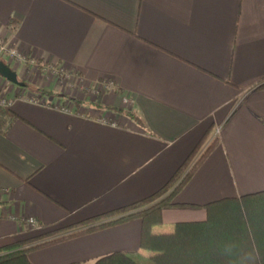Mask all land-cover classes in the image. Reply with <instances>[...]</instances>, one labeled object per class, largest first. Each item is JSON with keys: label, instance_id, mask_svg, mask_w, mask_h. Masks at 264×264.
<instances>
[{"label": "crops", "instance_id": "0c3cea01", "mask_svg": "<svg viewBox=\"0 0 264 264\" xmlns=\"http://www.w3.org/2000/svg\"><path fill=\"white\" fill-rule=\"evenodd\" d=\"M0 39L28 56H0V93L23 97L0 115V247L152 195L210 126L203 147L218 142L174 202L264 191V0H0ZM52 65L66 70L64 84L49 78ZM77 87L99 97H80ZM205 218L203 208L173 206L153 231ZM141 228L132 219L29 258L94 264L116 251L148 255Z\"/></svg>", "mask_w": 264, "mask_h": 264}, {"label": "trees", "instance_id": "16d2710c", "mask_svg": "<svg viewBox=\"0 0 264 264\" xmlns=\"http://www.w3.org/2000/svg\"><path fill=\"white\" fill-rule=\"evenodd\" d=\"M17 27L15 24L12 28ZM110 108L136 116L126 107ZM4 112L0 108V115ZM212 130L213 126H210L167 183L152 195L46 235L0 247V264H33L29 258L33 250L136 218L142 221L140 248L150 254L116 251L99 258L94 264H264V191L225 197L206 204L174 202L215 148L217 138L202 151ZM173 206L203 208L206 218L180 221L172 232L154 233V227L163 222L164 210ZM66 231L71 233L37 242Z\"/></svg>", "mask_w": 264, "mask_h": 264}, {"label": "built area", "instance_id": "2783aa9c", "mask_svg": "<svg viewBox=\"0 0 264 264\" xmlns=\"http://www.w3.org/2000/svg\"><path fill=\"white\" fill-rule=\"evenodd\" d=\"M5 53H9L12 57H17L20 60H25L28 56H27V52L23 51V50H19L16 47H12L9 46L8 44H6L3 40L0 39V56L5 54ZM47 70H49L48 72H53L56 74L55 77H57L58 79L64 80L66 81V77L68 76L66 73V70L59 66V65H52V66H47ZM52 74V73H51ZM71 83V82H69ZM108 88H112L113 87V82L112 81H107L106 86ZM25 99L27 101H30L32 103H46L45 99H42L40 97H35L32 95H26L24 96ZM18 98H23L22 96H15L13 98H10L4 94L0 93V107L2 108H9L11 107L14 102L18 99ZM125 104H130V101L128 98H125L124 100ZM63 109L67 112H78V114H81L82 116H88V114L83 113L82 110H77V108H75L72 104H66ZM100 121L105 122V123H109V119L107 117H103V118H99ZM113 125H117L116 122H112ZM14 219L16 220H20L21 222H25L31 226H38V222L36 220V218L28 216H12Z\"/></svg>", "mask_w": 264, "mask_h": 264}, {"label": "rangeland", "instance_id": "374dc122", "mask_svg": "<svg viewBox=\"0 0 264 264\" xmlns=\"http://www.w3.org/2000/svg\"><path fill=\"white\" fill-rule=\"evenodd\" d=\"M52 73V74H51ZM48 76H49V78L51 77V78H53L54 80H58V83H62V84H64L65 83V81L64 80H61V79H58L57 77H55L56 76V74L55 73H53V72H49V74H48ZM68 82V81H67ZM74 83L72 82V83H68L67 84V88H74ZM78 88V90L75 92L76 93V95H79L80 97L81 96H86L87 98H89V99H97L98 97H99V92H98V90H90V91H87V92H85L82 88H79V87H77ZM127 105H129L128 103L127 104H125V106H127ZM205 147H203L202 149H204ZM146 252V254H150L149 252H147V251H145Z\"/></svg>", "mask_w": 264, "mask_h": 264}, {"label": "water", "instance_id": "95a60500", "mask_svg": "<svg viewBox=\"0 0 264 264\" xmlns=\"http://www.w3.org/2000/svg\"><path fill=\"white\" fill-rule=\"evenodd\" d=\"M6 75L9 76L10 78H13L15 76V74H13L14 75L13 76L11 72H6Z\"/></svg>", "mask_w": 264, "mask_h": 264}]
</instances>
